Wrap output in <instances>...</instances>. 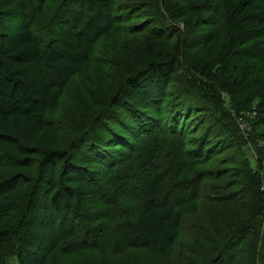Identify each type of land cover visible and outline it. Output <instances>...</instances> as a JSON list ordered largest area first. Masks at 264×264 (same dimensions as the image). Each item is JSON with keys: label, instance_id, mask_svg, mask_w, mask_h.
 <instances>
[{"label": "trees", "instance_id": "trees-1", "mask_svg": "<svg viewBox=\"0 0 264 264\" xmlns=\"http://www.w3.org/2000/svg\"><path fill=\"white\" fill-rule=\"evenodd\" d=\"M52 1L0 0V168L27 171L0 177V264H66L63 256L76 260L89 249L107 259L102 264H123L111 258L137 247L159 255L171 250L181 230L178 206L197 198L205 180L221 177L201 166L223 144L207 128L184 150L186 128L203 110L215 116L219 109L217 117L231 120L224 98L235 114L253 113L248 137L240 134L253 164L246 157L232 164L244 168L250 217L264 220V0H225V37L209 38L206 45L217 46L209 58L187 59L190 75L175 85L181 32L174 28L173 41L147 35L125 56L128 72L111 79L96 112L63 115L71 133L66 144L45 113L90 66L94 42L116 30V17L111 0H57L49 15ZM158 77L164 85L155 93ZM130 186L133 192H125ZM48 228L55 236L44 246ZM256 232L255 223L233 227L190 261L238 264L252 235L247 264H264V232L253 239Z\"/></svg>", "mask_w": 264, "mask_h": 264}, {"label": "rangeland", "instance_id": "rangeland-1", "mask_svg": "<svg viewBox=\"0 0 264 264\" xmlns=\"http://www.w3.org/2000/svg\"><path fill=\"white\" fill-rule=\"evenodd\" d=\"M165 1H167V5L163 0H111L112 10L116 17L114 22L116 30L94 42L90 66L69 80L62 92L56 95L52 106L45 113L44 119L60 126H58L56 134L59 142L66 144L71 138L70 130L66 128V124H62L63 115L69 113L74 117L77 115L84 117L96 112L100 105H96L95 102L101 100V94L112 82L111 79L117 78L118 74L128 72L125 56L134 45L143 42L147 35L158 37L168 35L173 41L174 36L171 32L173 33L175 29L177 30L175 32H181L183 47L176 60L177 68L172 76V85L178 84L181 79L190 75L187 59L190 62H196L209 58V55L217 47L211 44L206 45L209 38L222 39L225 37V14L222 5L225 0ZM56 2L57 0L47 2L44 12L49 13V15L52 14L56 8ZM216 4L218 5L214 7ZM201 8L213 9L214 11L205 14ZM162 15L163 21L159 22L157 18H162ZM6 80L12 84L11 76L7 75ZM156 80H154L156 84L155 93H157V88L159 89L158 86L164 83L163 77H158ZM262 84L260 82L258 86H255L256 93L262 89L260 88ZM20 96L23 97V94ZM204 101H207L206 98ZM257 101L258 98H252L253 104H256ZM222 107H225V113L231 120L225 118L223 120V117H217L219 109H214L218 112L215 116L209 110H203L191 120V127L196 123L198 126L186 128L188 134L183 138V145H189H185L184 150L193 148V141L190 140H198L203 129L207 128H210V133L214 135L211 136V139L216 137L215 140H219L220 144H223V148L216 153L213 152L210 159L201 166L203 169H216L221 172V177L218 176L215 181L205 180L207 182H205L204 190L199 191L197 198L194 199L193 196L189 202L185 197L178 206V209H182L183 212L180 216L181 230L175 245L171 250L163 252L161 255L138 247L130 248L126 252L114 255L111 258L114 259V263L123 260V262L125 261L123 264H197L196 261H190L193 258V252H197L199 255L200 251L207 252L214 242L210 239H215V242L220 244L227 238L229 230L233 227L241 228L250 223H255L258 234L255 233L253 239H256L258 235L262 236L264 220L254 222L250 217L251 191L243 176L244 168L232 164L233 159H242L243 157L249 158L253 164L249 153L252 147L250 144L249 146L243 145V140L240 137L241 133L245 138L248 137L249 124L247 120L249 119L248 116H252L253 113L246 111L244 114H235L230 108L229 99L225 98ZM241 124H244L247 129H243ZM95 167L97 169L103 168L102 165ZM22 171L27 173L24 168L18 166L0 168V177L10 175L13 177ZM17 183L20 181L18 180ZM125 190V192L131 193L133 187H127ZM172 197L175 198V196ZM121 204L123 209L128 206V204ZM203 234L210 240V243L203 239L205 238ZM53 236H55L54 231L52 228H48L44 237V246L50 243ZM251 237L252 235L244 241L246 246H248ZM245 245H243V256L237 257L238 264H247L250 259V250L248 247L245 249ZM91 250L89 249L76 260L64 256L62 260L66 264H102L103 261L107 260L102 254L99 255ZM244 255L248 258L245 259ZM196 257L199 256L195 255ZM11 264H15V262L12 261Z\"/></svg>", "mask_w": 264, "mask_h": 264}, {"label": "built area", "instance_id": "built-area-1", "mask_svg": "<svg viewBox=\"0 0 264 264\" xmlns=\"http://www.w3.org/2000/svg\"><path fill=\"white\" fill-rule=\"evenodd\" d=\"M241 123H243V122H241ZM241 125H243V129H247V128L244 126V124H241Z\"/></svg>", "mask_w": 264, "mask_h": 264}]
</instances>
